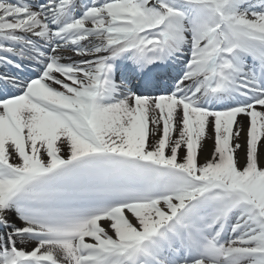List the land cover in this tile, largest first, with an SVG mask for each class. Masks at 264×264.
<instances>
[{
  "label": "snow or ice",
  "instance_id": "1",
  "mask_svg": "<svg viewBox=\"0 0 264 264\" xmlns=\"http://www.w3.org/2000/svg\"><path fill=\"white\" fill-rule=\"evenodd\" d=\"M0 264H264V0H0Z\"/></svg>",
  "mask_w": 264,
  "mask_h": 264
}]
</instances>
